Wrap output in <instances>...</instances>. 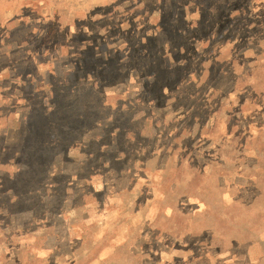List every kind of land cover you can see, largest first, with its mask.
<instances>
[{"label":"rangeland","instance_id":"1","mask_svg":"<svg viewBox=\"0 0 264 264\" xmlns=\"http://www.w3.org/2000/svg\"><path fill=\"white\" fill-rule=\"evenodd\" d=\"M0 93V264H264V0H0Z\"/></svg>","mask_w":264,"mask_h":264},{"label":"trees","instance_id":"2","mask_svg":"<svg viewBox=\"0 0 264 264\" xmlns=\"http://www.w3.org/2000/svg\"><path fill=\"white\" fill-rule=\"evenodd\" d=\"M46 45L47 46H49V44L48 43H46ZM59 55V54H58ZM60 56V55H59ZM71 58H64V56H62V58H60L59 59V61H61L62 63L63 62H65V63H67V61H69ZM70 64H66L65 66H69ZM84 77V76H83ZM79 82L80 81H82V80H78ZM77 81V83H79ZM39 82H43V80L42 79H40L39 80ZM54 90V86L51 88V91H53ZM46 93V92H45ZM44 94V93H43ZM47 94L48 93H46V96H47ZM4 93H0V102H2L3 100H4ZM28 97V101H29V103L30 102H33V101H35V98H33L32 96H27ZM44 98V95L42 96V94H41V96H39L38 97V99H40V102H42L43 99ZM89 104H91V103H89ZM88 104V105H89ZM3 106V105H2ZM88 107V106H87ZM1 109V108H0ZM258 109H259V111L261 112V113H264V107L263 106H259L258 107ZM93 121H91L90 123H88V125L85 127V131H84V133L82 134V136H83V138H82V140L83 141H86L85 142V144L84 145H88V144H90L89 146L90 147H92L93 145H96L97 147H96V151H98V152H101V154L99 155V161H100V158L101 157H103L104 156V154L106 153V151H105V149L109 146V141L107 140V139H105V138H103V135L101 136V138H97V136L98 135H95L96 133L92 130V128H93V123H92ZM4 128V127H3ZM101 128L102 127H100V130H101ZM6 129V128H5ZM99 132H101L102 134H103V132L104 131H99ZM87 134H88V136H87ZM63 138L61 137L60 138V141L62 140ZM93 139H95L94 141H93ZM101 139V140H100ZM77 140H79L78 138H71L70 140H69V144H71V143H73V142H75V141H77ZM82 140H80V142H82ZM96 141V142H95ZM98 142L100 143V144H98ZM1 143H2V141H1ZM52 143V142H51ZM69 146V145H68ZM109 148H110V146H109ZM108 148V149H109ZM89 149H91V148H86L83 152H82V156L81 157H83V160L86 162V163H89V165H92V169H93V171H94V169H96L97 170V168H98V165H99V162L98 161H90L89 160V154L87 153V151L89 150ZM7 150V151H6ZM10 150V148L9 147H7V146H5L4 147V152L6 151V152H8ZM224 150H225V148H219V149H215V151H218V153H221V152H224ZM104 152V153H103ZM247 153V152H246ZM248 154V153H247ZM259 157H261V160H262V162H263V160H264V157L262 156V155H258ZM248 157H251V154H249V156ZM222 159V158H221ZM82 160V161H83ZM81 161V163H83ZM96 162V166H94L93 164ZM227 157H225V163L227 164ZM254 166V165H253ZM256 166H258L257 164L255 165V167ZM264 166V165H263ZM244 168H250V165L248 164V163H246V162H244ZM43 175H45V174H43ZM50 176H52V175H50L49 174V177ZM92 177H93V175L92 174H90V180H92ZM42 179V178H41ZM44 179V178H43ZM42 179V180H43ZM42 180H40L41 181V183H37V184H42ZM259 182H262L261 181V179L259 180ZM218 184V183H217ZM216 184V185H217ZM86 188V185H84L83 186V189H85ZM216 192H217V195H218V197L217 198H215V200L214 201H216L217 203H216V205H214V204H212V202H210L209 204H207L206 205V208H205V214H206V217L208 216H210L211 217V219H210V221H209V223L207 222L205 225H203V226H201L200 227V232H201V236H199V240H201V239H203V238H201V237H204L203 235L206 233V231L208 232L209 231V233L211 234V237L209 238V241L210 242H213V243H216L215 241H216V239L218 238L217 236H215V235H217V232L216 231H218L219 232V234H220V236L222 237V236H225V237H229V238H233L232 239V241L233 240H241L242 238H244L245 236H246V234L247 233H244V229L245 230H249L248 229V224L247 225H245L244 223V221L242 220V219H238V220H236L235 221V225H236V227L237 228H235V230L236 229H239V228H242L241 230V232L238 234L237 233V235L236 236H234V234H236V231H234V234H233V232H232V229L230 228V224H231V222H232V219H231V211H230V207H229V205H227L228 203L225 201V198H226V196H228V193L226 192V189L224 188V190L222 189V188H219V187H217L216 188ZM52 196V195H51ZM51 196L50 197H45V194H43V196L41 197L43 200H44V202L45 201H49L50 199H51ZM187 198H185V199H189V200H192V199H194L195 198V196H186ZM175 198H180V197H176V195H175V197H174V200H175ZM164 201H168V202H170L173 198H171V196H165L164 198ZM199 202V201H198ZM217 212H219L218 214H217ZM212 223H214V226L212 225ZM241 224H244V225H241ZM216 227V228H215ZM212 229H214V230H212ZM215 231V232H214ZM204 233V234H203ZM111 243H108V242H106L105 243V245L107 246V245H110ZM118 256H120L119 254H118ZM94 262V259H92V260H89L88 261V264H91V263H93ZM119 264H123V261L122 260H120L119 261Z\"/></svg>","mask_w":264,"mask_h":264},{"label":"crops","instance_id":"3","mask_svg":"<svg viewBox=\"0 0 264 264\" xmlns=\"http://www.w3.org/2000/svg\"><path fill=\"white\" fill-rule=\"evenodd\" d=\"M238 241H240V240H238ZM229 254L231 255V251H230V249H226V255H229ZM231 256H232L233 258L236 257V255H234V254H232Z\"/></svg>","mask_w":264,"mask_h":264}]
</instances>
